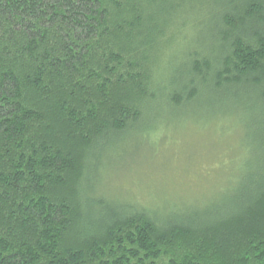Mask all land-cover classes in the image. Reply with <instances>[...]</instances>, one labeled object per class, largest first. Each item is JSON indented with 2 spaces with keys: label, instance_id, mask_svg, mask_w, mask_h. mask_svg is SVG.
<instances>
[{
  "label": "trees",
  "instance_id": "trees-1",
  "mask_svg": "<svg viewBox=\"0 0 264 264\" xmlns=\"http://www.w3.org/2000/svg\"><path fill=\"white\" fill-rule=\"evenodd\" d=\"M198 128L213 196L101 189ZM0 264H264V0H0Z\"/></svg>",
  "mask_w": 264,
  "mask_h": 264
},
{
  "label": "rangeland",
  "instance_id": "rangeland-1",
  "mask_svg": "<svg viewBox=\"0 0 264 264\" xmlns=\"http://www.w3.org/2000/svg\"><path fill=\"white\" fill-rule=\"evenodd\" d=\"M214 133L212 128H198L188 137H159L161 143L156 147L146 140L141 153L108 171L107 175L104 173L101 189L108 195L134 199L145 206L154 202L162 206L203 201L216 193L215 187L224 172L231 171L230 162L228 168H224L235 153L234 136Z\"/></svg>",
  "mask_w": 264,
  "mask_h": 264
}]
</instances>
